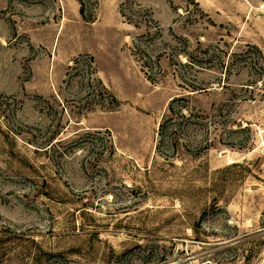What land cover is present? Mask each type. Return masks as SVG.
<instances>
[{
	"label": "rangeland",
	"instance_id": "1",
	"mask_svg": "<svg viewBox=\"0 0 264 264\" xmlns=\"http://www.w3.org/2000/svg\"><path fill=\"white\" fill-rule=\"evenodd\" d=\"M0 264H264V0H0Z\"/></svg>",
	"mask_w": 264,
	"mask_h": 264
}]
</instances>
